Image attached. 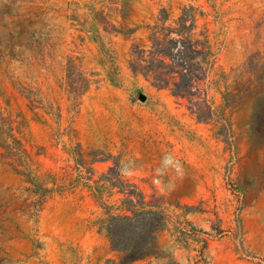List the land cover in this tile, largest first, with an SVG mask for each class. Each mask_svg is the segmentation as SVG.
<instances>
[{
  "label": "rangeland",
  "instance_id": "1",
  "mask_svg": "<svg viewBox=\"0 0 264 264\" xmlns=\"http://www.w3.org/2000/svg\"><path fill=\"white\" fill-rule=\"evenodd\" d=\"M0 264H264V0H0Z\"/></svg>",
  "mask_w": 264,
  "mask_h": 264
},
{
  "label": "trees",
  "instance_id": "2",
  "mask_svg": "<svg viewBox=\"0 0 264 264\" xmlns=\"http://www.w3.org/2000/svg\"><path fill=\"white\" fill-rule=\"evenodd\" d=\"M137 215L144 219L134 223ZM159 221V212L152 210L134 211L132 216L109 217L105 225L107 237L110 247L123 253L121 263L141 259L155 251Z\"/></svg>",
  "mask_w": 264,
  "mask_h": 264
},
{
  "label": "clouds",
  "instance_id": "3",
  "mask_svg": "<svg viewBox=\"0 0 264 264\" xmlns=\"http://www.w3.org/2000/svg\"><path fill=\"white\" fill-rule=\"evenodd\" d=\"M118 171H120L122 175L125 174V173L123 172V169H118Z\"/></svg>",
  "mask_w": 264,
  "mask_h": 264
}]
</instances>
